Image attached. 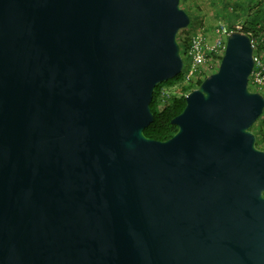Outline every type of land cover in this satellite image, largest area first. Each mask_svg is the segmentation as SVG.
Returning <instances> with one entry per match:
<instances>
[{
  "label": "water",
  "instance_id": "water-1",
  "mask_svg": "<svg viewBox=\"0 0 264 264\" xmlns=\"http://www.w3.org/2000/svg\"><path fill=\"white\" fill-rule=\"evenodd\" d=\"M189 24L180 0H0V264H264L248 35L144 135Z\"/></svg>",
  "mask_w": 264,
  "mask_h": 264
},
{
  "label": "trees",
  "instance_id": "trees-1",
  "mask_svg": "<svg viewBox=\"0 0 264 264\" xmlns=\"http://www.w3.org/2000/svg\"><path fill=\"white\" fill-rule=\"evenodd\" d=\"M212 1V5L214 8L221 13L223 19H226V10L224 5L220 4V1ZM185 0H180V7L186 11V13L191 18L190 10L188 6L185 5ZM239 10V9H238ZM237 12V9L234 10ZM236 17L238 24H242L243 32L248 34L251 33L256 35L259 38L264 37V0L258 1V4H255L252 7H248L246 11L241 8L239 14ZM227 20V19H226ZM228 22V21H227ZM234 23V22H233ZM233 23L228 24L231 26ZM183 30L178 32L182 33ZM178 42L180 45L181 52L187 44L188 37H179ZM222 58V57H221ZM220 58V60H221ZM217 69L210 72L208 75L203 76L202 78L197 79L193 83H184L182 74L178 75L174 79L168 80L167 82L159 84L154 92L153 100L151 103V110L154 116L153 122L149 127L144 130V135L150 139L156 141H165L171 138L177 131V127L171 124V120L176 117L185 106V96L190 93L192 90L198 88L203 79H205L210 74L214 73ZM173 86L177 87V93L175 95H168L167 98L162 100L160 95L164 88H171ZM262 117V116H261ZM261 117L256 121L253 125L258 124V121L261 120ZM252 127V128H253ZM251 128V129H252ZM256 135V146L260 147L261 150L264 151L262 147L264 144V137ZM264 195V194H263Z\"/></svg>",
  "mask_w": 264,
  "mask_h": 264
},
{
  "label": "built area",
  "instance_id": "built-area-1",
  "mask_svg": "<svg viewBox=\"0 0 264 264\" xmlns=\"http://www.w3.org/2000/svg\"><path fill=\"white\" fill-rule=\"evenodd\" d=\"M232 32L244 33L241 25L233 23L228 26L220 23L210 29L201 28L187 35V44L182 52L180 49L184 83H193L218 68L227 37ZM246 35L250 38L254 61L248 88L264 97V37L259 38L251 33ZM167 96L162 92L160 98L164 100Z\"/></svg>",
  "mask_w": 264,
  "mask_h": 264
},
{
  "label": "rangeland",
  "instance_id": "rangeland-1",
  "mask_svg": "<svg viewBox=\"0 0 264 264\" xmlns=\"http://www.w3.org/2000/svg\"><path fill=\"white\" fill-rule=\"evenodd\" d=\"M217 1V0H214ZM221 5H224L226 10V19H223L221 16V13L218 12L214 6L212 5L211 0H185V5L188 6L191 14L190 18V24L186 29H183L182 33L177 34V38L179 37H185L190 33H194L198 29L205 28L210 29L211 27L217 25V24H230V23H237L235 21L238 17L241 8H243L245 11L248 9V7H252L255 4H258V1L261 0H219ZM237 9V12H234V10ZM239 9V10H238ZM228 21V22H227ZM240 25V24H238ZM242 25V24H241ZM229 26V25H228ZM164 94L168 95H175L177 93V87L173 86L171 88H164L162 91ZM261 120L258 121V124L255 125L251 129V131L254 134H257V136L264 137V111L261 115ZM264 148V144L262 146ZM260 149V147H258Z\"/></svg>",
  "mask_w": 264,
  "mask_h": 264
}]
</instances>
